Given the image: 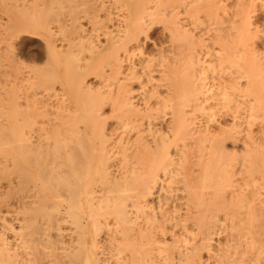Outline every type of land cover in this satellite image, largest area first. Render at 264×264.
<instances>
[{"label":"bare ground","instance_id":"obj_1","mask_svg":"<svg viewBox=\"0 0 264 264\" xmlns=\"http://www.w3.org/2000/svg\"><path fill=\"white\" fill-rule=\"evenodd\" d=\"M258 118L264 0H0V264H264Z\"/></svg>","mask_w":264,"mask_h":264},{"label":"rangeland","instance_id":"obj_2","mask_svg":"<svg viewBox=\"0 0 264 264\" xmlns=\"http://www.w3.org/2000/svg\"><path fill=\"white\" fill-rule=\"evenodd\" d=\"M215 49H216V51H217V50H218V47H216ZM151 50H152V47L149 46L148 49H147V51H151ZM230 92L232 93V91H230ZM235 95H236V94H235ZM238 99H239V98L236 97V100H238ZM230 107H231L232 109L237 108V106H236L235 104H233V103L230 105ZM240 111L243 112V105H242V107H240ZM225 121H226L227 123H229V122H230V119L227 118ZM256 124H259V125L264 124V119H263V118H258L257 121H256ZM256 127H257V126H256ZM256 130H257V129H256Z\"/></svg>","mask_w":264,"mask_h":264}]
</instances>
